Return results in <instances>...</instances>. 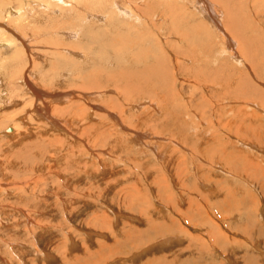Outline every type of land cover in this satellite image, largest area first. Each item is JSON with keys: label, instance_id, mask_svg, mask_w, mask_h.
<instances>
[{"label": "rangeland", "instance_id": "rangeland-1", "mask_svg": "<svg viewBox=\"0 0 264 264\" xmlns=\"http://www.w3.org/2000/svg\"><path fill=\"white\" fill-rule=\"evenodd\" d=\"M115 1L0 15V264H264V0Z\"/></svg>", "mask_w": 264, "mask_h": 264}, {"label": "bare ground", "instance_id": "bare-ground-1", "mask_svg": "<svg viewBox=\"0 0 264 264\" xmlns=\"http://www.w3.org/2000/svg\"><path fill=\"white\" fill-rule=\"evenodd\" d=\"M6 1H8V4H9V8H7L6 6H5V8L3 7L5 4H6ZM11 1H15V0H0V9H1V11H0V15L1 14H4L5 16H7V18H10L9 20H15V17H17L16 18V22L18 21V23L20 24V26L22 25V22H24V21H26L25 19H24V17H25V15H24V13H25V11L26 10H28L29 8H33V7H35V6H39V7H41L42 8V10H54V11H58V7H60V8H63L66 4H69V6L71 5L72 7H76V5H81V6H84V7H91V5H88L92 0H20L21 1V5H20V7L19 8H15V9H13V7L11 6L13 3L11 2ZM96 1V4L98 5V6H102V4H103V2H102V0H95ZM125 1V6H121V5H119L116 1H115V3L114 4H116L115 6H116V8L119 10V12H120V16H129V18L130 17H133L134 16V18H136V19H133L134 20V22H135V20H139L140 21V19L141 20H147L148 22L150 21L149 20V18L148 17H146L145 16V10H143V9H148V7H147V5H149L148 3H137V1H132V0H124ZM143 1V0H142ZM145 1V0H144ZM198 1V0H197ZM76 2H78V3H76ZM146 2V1H145ZM174 2V1H173ZM36 3H37V5H36ZM20 4V3H19ZM95 4V7H98L97 5ZM146 4V5H145ZM169 4H171L170 5V9H174V4L172 5V2H170ZM14 5V4H13ZM127 5V6H126ZM167 5V4H166ZM14 6H16V5H14ZM114 6V7H115ZM158 6H159V4H158ZM2 7V8H1ZM167 7V6H166ZM4 8V9H3ZM77 9V8H76ZM92 9V8H91ZM168 9V8H167ZM166 9V10H167ZM84 10V9H83ZM53 11V12H54ZM79 11H81V9L79 10ZM47 12V11H46ZM64 12V11H63ZM91 12V11H90ZM49 13V12H48ZM52 13V12H51ZM50 13V14H51ZM63 15H65V14H63ZM90 15V14H89ZM3 16V15H2ZM66 16V15H65ZM148 16V15H147ZM19 17V18H18ZM51 17V16H50ZM90 17L92 18V19H94V20H102V21H108L109 20V18H106L105 19V17L104 18H102L101 19V17H100V14L99 13H96V14H91L90 15ZM53 18H56V17H53ZM63 18V17H62ZM61 18V19H62ZM67 18V17H66ZM66 18H64V19H66ZM128 18V17H127ZM6 19V18H5ZM68 19V18H67ZM75 19V18H74ZM124 19V18H123ZM151 19V18H150ZM9 20H7V21H9ZM60 20V19H59ZM131 20V19H130ZM157 20H158V18H157ZM14 21V22H15ZM68 21V20H67ZM139 21H137V22H139ZM5 22V21H4ZM13 22V23H14ZM83 23V22H82ZM141 23V22H140ZM16 24V23H15ZM23 24H25V23H23ZM59 24V23H58ZM75 24V23H74ZM131 24V23H130ZM129 24V25H130ZM51 25H52V23H51ZM149 25V24H148ZM15 26V25H14ZM17 27V26H16ZM15 27V28H16ZM22 27H26V26H22ZM56 27V26H55ZM154 27V26H153ZM14 28V27H13ZM53 28H54V26H53ZM60 28V27H59ZM61 29V28H60ZM24 30V29H23ZM27 30V29H26ZM28 31V30H27ZM57 31V30H56ZM129 31V30H128ZM20 32V31H19ZM65 32V31H64ZM63 32V33H64ZM71 32V31H70ZM73 32V31H72ZM71 32V33H72ZM122 32V31H121ZM18 33V32H17ZM74 33V32H73ZM123 33V32H122ZM133 33V32H132ZM144 33V32H143ZM1 34H2V32H0V57L2 56V55H4V53L5 52H7V51H10L12 48H14L13 47V45H15L16 43H17V40L18 41H21V37L19 38V37H17V40L15 41L14 40V38H13V40L10 38H8V37H4V36H2L1 37ZM5 34V33H4ZM12 34H14V33H12ZM66 34V33H65ZM75 34V33H74ZM77 34V33H76ZM76 34H75V36H76ZM105 34V33H104ZM117 34H118V32H117ZM116 34V35H117ZM6 35H8L7 33H6ZM5 35V36H6ZM15 35V34H14ZM56 35V34H55ZM68 35V34H67ZM69 35H70V33H69ZM129 35V34H128ZM128 35H123V34H118L117 36H115V37H110V41H109V45H111L113 42H117V43H126V44H131L132 46L134 45L133 44V42H136V41H133L131 38L132 37H130V36H128ZM10 37H11V35H10ZM64 37V36H63ZM139 37V36H138ZM42 38V37H41ZM62 38V37H61ZM16 39V38H15ZM65 40V39H64ZM72 40V39H71ZM94 40H96V37H94ZM76 41V40H75ZM138 41H140V40H138ZM25 42V41H24ZM59 42H60V40H59ZM107 42V41H106ZM21 43H23V42H21ZM40 43V42H39ZM54 43V42H53ZM25 44V43H24ZM52 44V43H51ZM17 45V44H16ZM15 45V46H16ZM53 45H55V44H53ZM63 45V44H62ZM103 45H104V43H103ZM113 45V44H112ZM130 45V46H131ZM136 45V44H135ZM57 46V45H56ZM61 46V45H60ZM106 46V45H105ZM25 47H26V45H25ZM61 47H63V46H61ZM114 47H116L115 45H114ZM124 49H125V47L124 46H122ZM122 47H120V48H122ZM119 48V49H120ZM122 48V49H123ZM132 48V47H131ZM21 49H24L23 47H22V45H21ZM30 50H31V46H30ZM77 50V49H76ZM87 50V49H86ZM93 50V49H92ZM121 50V49H120ZM117 51V50H116ZM124 50H122V52H123ZM142 51V50H141ZM73 52V51H72ZM87 52V51H86ZM118 52H120V51H118ZM121 52V53H122ZM143 52V51H142ZM71 53V52H70ZM75 53V52H74ZM78 53V52H77ZM127 53H129V52H127ZM133 53V52H132ZM134 53H136V52H134ZM137 53H139L138 51H137ZM16 54H17V50H15V56H16ZM38 54V53H37ZM120 54V53H119ZM118 54V55H119ZM149 55H150V53H148ZM39 55V54H38ZM37 55V56H38ZM133 55V54H132ZM131 55V56H132ZM135 55V54H134ZM130 56V57H131ZM137 56V55H136ZM147 56V55H146ZM2 57H4V56H2ZM40 56H38V58H39ZM120 57V56H119ZM119 57H117L116 59H117V62L120 64L121 62H120V58ZM127 57H128V55H127ZM237 57V56H236ZM15 58V57H14ZM33 58V57H32ZM37 58V57H36ZM124 58V57H123ZM132 58H134V57H132ZM125 59V58H124ZM128 59V58H127ZM135 59H136V57H135ZM139 59V58H138ZM4 58H0V73H3V70H4ZM129 60H131V58L129 59ZM125 61V60H124ZM123 62V61H122ZM139 62V61H138ZM14 63H15V61H14ZM130 63V62H129ZM118 64V65H119ZM135 64V63H134ZM125 66V65H124ZM136 67V66H135ZM137 68V67H136ZM235 68V67H234ZM6 69V68H5ZM129 70V69H128ZM18 71H20V70H18ZM24 71L25 70H23L22 69V71H20L21 72V77H22V75H23V73H24ZM125 71V70H124ZM135 71V70H134ZM141 71V69L138 71V72H140ZM147 71H148V69H147ZM17 72V71H16ZM118 72V71H117ZM18 73V72H17ZM49 73V72H48ZM89 73H91L90 71H89ZM115 73V72H114ZM144 73H146V72H144ZM148 73H150V72H148ZM29 74V73H28ZM58 74V73H57ZM113 73H111V74H109V76L111 77V75H112ZM124 74V73H123ZM122 74V75H123ZM130 74L135 78V75H133V74H136L137 75V72L135 73V72H132L131 70L129 71V72H127V75H129L130 76ZM14 75H15V73H14ZM82 75V74H81ZM15 76H17V75H15ZM138 76V75H137ZM2 77V76H1ZM90 77V76H89ZM120 77V76H119ZM122 77V76H121ZM132 77V78H133ZM139 77H140V75H139ZM86 78V77H85ZM125 78H127L126 77V75H125ZM148 78V77H147ZM152 78V77H151ZM12 79V78H11ZM90 79H91V77H90ZM92 79H94V78H92ZM115 79H117V78H115ZM112 80V79H111ZM145 80H148V79H145ZM60 81V80H59ZM91 81V80H90ZM94 81H95V79H94ZM126 81H127V79H126ZM133 81H134V79H133ZM136 81V80H135ZM138 81H139V79H138ZM137 81V82H138ZM154 81V80H153ZM128 82V81H127ZM148 82V81H147ZM0 83H1V85L3 86V80H1L0 79ZM13 83V82H12ZM14 83H15V80H14ZM132 83V82H131ZM129 84V83H128ZM135 84V83H134ZM96 85V84H95ZM35 86V85H34ZM128 86V85H127ZM135 86H137L138 87V89H141V83L139 82V83H136V85ZM146 86V85H145ZM1 88V87H0ZM3 88V87H2ZM131 88V87H130ZM89 90H90V88H88ZM92 89V88H91ZM52 91H54V90H52ZM56 93V92H55ZM38 94H40V93H38V91H36L35 92V94L33 95L34 96V99H33V101H34V104H33V101H31V106H29V108H27V111H26V114L25 115H23V114H21V115H23V117H20V118H16V122H14L13 124H12V126H11V131H8V128H6L7 130L5 131L6 133H8V135H9V133H14L15 132V134H16V130H17V127H18V121L20 122H22L24 125L26 124H29L27 121H26V119L33 113V112H38V111H40V110H38V109H40V108H42L43 107V105H42V103L45 105V108L43 109V110H45L46 111V113H48L49 114V112L48 111H50L49 110V107H48V109L46 108L47 107V105L42 101V103H40V102H38L39 100L38 99H40V101H41V97L38 95ZM8 95V93L6 92H4V90H2V91H0V103H2V104H10L11 106H14V107H17L16 106V103L18 104V102H21V101H15L13 98H10V97H8L7 96ZM36 95V96H35ZM63 95V94H62ZM89 97V96H88ZM38 98V99H37ZM32 100V99H31ZM229 100V99H228ZM36 101V102H35ZM8 102V103H7ZM37 102L39 103L38 105L39 106H41V107H35L34 105H35V103L37 104ZM252 102V101H251ZM245 103V102H244ZM250 105V104H249ZM10 106V107H11ZM49 106H51V105H49ZM4 107V106H3ZM7 107H9V106H7ZM55 107V106H54ZM59 108V107H58ZM55 109V108H54ZM12 110V109H11ZM13 111H15V110H13ZM57 111H58V109H57ZM30 112H32V113H30ZM5 113V112H4ZM40 113V112H39ZM45 113V114H46ZM57 113V112H56ZM6 114V113H5ZM10 115V114H9ZM41 115H44L43 114V112H42V114ZM93 115V114H92ZM45 116V115H44ZM40 117V116H39ZM46 117V116H45ZM48 118H50V117H47V119ZM88 118H89V114H88ZM45 119V118H44ZM53 119V118H52ZM90 119H91V117H90ZM49 120V119H48ZM20 122V123H21ZM53 124H55V125H58L59 123L58 122H60V121H55V120H53ZM21 123V124H22ZM22 124V125H23ZM59 126V125H58ZM60 127V126H59ZM54 130V129H53ZM52 130V131H53ZM22 132V131H21ZM5 133V134H6ZM68 133V132H67ZM14 134V135H15ZM42 136V135H41ZM247 142V141H246ZM243 145V144H242ZM247 145H248V143H247ZM245 146V145H244ZM249 147H251L252 149H253V145L251 146V145H248ZM6 150V149H5ZM193 151H195L194 149H193ZM162 156V158L161 159H163V155H161ZM175 169V168H174ZM181 170V169H180ZM34 172V171H33ZM178 184V183H177ZM202 196V195H201ZM28 216V215H27ZM29 222H31V221H29ZM211 236V238H212V243H213V245L214 246H217L218 245V239H216V237L215 236H212V234L210 235ZM219 238V237H218ZM171 239H169V240H167L166 242H168V241H170ZM5 261H6V263L8 262L6 259H4ZM63 260H67V258H66V256L63 258ZM8 264H10V262H8ZM64 264H76V263H71L70 261H65L64 262Z\"/></svg>", "mask_w": 264, "mask_h": 264}, {"label": "water", "instance_id": "water-1", "mask_svg": "<svg viewBox=\"0 0 264 264\" xmlns=\"http://www.w3.org/2000/svg\"><path fill=\"white\" fill-rule=\"evenodd\" d=\"M12 129L11 128H8V131H11Z\"/></svg>", "mask_w": 264, "mask_h": 264}]
</instances>
